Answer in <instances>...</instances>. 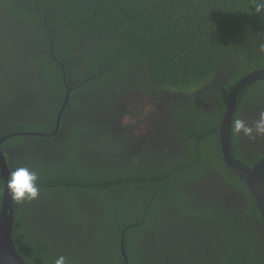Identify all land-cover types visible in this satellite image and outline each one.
<instances>
[{"label": "trees", "instance_id": "1", "mask_svg": "<svg viewBox=\"0 0 264 264\" xmlns=\"http://www.w3.org/2000/svg\"><path fill=\"white\" fill-rule=\"evenodd\" d=\"M263 27L264 11L256 14L253 0H0V84L12 80L9 97L23 90L55 122L66 87L70 88L63 118L73 122L65 126L67 135L59 145L66 159L45 163L46 168L38 159L32 167L24 166L38 173L40 194L56 196L55 204L64 209L75 233L88 225L94 235L93 247L81 252L71 239L53 245L49 235L37 234L26 222L21 211L25 204H18L14 242L24 261L55 264L64 256L67 264H206L205 257L223 255L218 263L249 264L231 238L234 225L225 212L200 213L186 195L175 193L173 182L184 174L195 183L212 169L236 180L224 163L218 130L226 94L251 70L264 68V53L259 51ZM218 69L228 75L223 97L212 113L195 103L183 108L178 129L186 147L171 163L149 168L115 165L112 142L104 136L95 139L101 122H84L92 106L104 107L133 90L150 96L156 90L196 97L193 92ZM253 88L247 86L238 94L237 107L241 95ZM32 112L38 113L34 107ZM16 131L50 135L54 126L35 123ZM25 137L55 140L18 135L3 141L11 171L22 166L11 163L7 150L28 147ZM261 180L264 183V174ZM2 194L3 183L0 199ZM82 199H89L91 210L83 211ZM180 226L210 230L209 252H198L201 263L196 255L192 258L191 247L174 241L173 229Z\"/></svg>", "mask_w": 264, "mask_h": 264}, {"label": "flooded vegetation", "instance_id": "2", "mask_svg": "<svg viewBox=\"0 0 264 264\" xmlns=\"http://www.w3.org/2000/svg\"><path fill=\"white\" fill-rule=\"evenodd\" d=\"M263 31L264 27L261 28V32ZM259 38H262L264 42V35ZM220 71L222 70L218 69L217 74L212 80L193 92L196 97H185L183 94H180L178 97L174 92L156 90H153L150 96L146 95V93L134 92L133 90L125 95L124 99L115 97L113 101L111 100L104 107L97 108L92 106L94 111L89 110V114L84 119V122L90 124L98 121L101 122V124L98 122L99 124L96 126L98 129L95 131V139L104 136L112 142L110 154L115 161V165L118 162L125 165L133 163L136 166H142V168H149L157 163H171L173 159L182 155L181 153L186 147L180 139L182 138L181 131L179 132L178 129V127L182 128L179 119L184 117L180 112H182L183 108L191 106L193 103L201 107L206 113L213 112L218 100L223 97V93L226 90L224 86L226 81L224 80L227 79L228 75L226 76ZM15 76L16 73H14L13 78ZM257 82L246 85L241 89V91H245L247 86L253 85L254 87L250 94H247L245 97L241 95L239 107H237L238 100L236 99L233 124L235 119L239 118L251 125L253 121L259 118V113L264 111V79L259 80V83L256 84ZM1 87L2 85L0 84V139L6 137L13 138L18 135L31 136L29 135L30 133H41L16 131L18 129H26L35 123L40 127L45 125L48 127L54 126V131L51 133L53 135L50 136L55 138L53 142L40 139L44 141L41 144L39 141L24 140L28 147L24 144L10 147L7 151L13 157V162L11 163L17 166L21 165L22 167L28 165L32 167L31 164H34L35 160L38 159L44 163L43 166L46 168L47 165L45 163L49 165L58 164L65 160V148L59 145L65 141L67 135L68 129H65V126L69 128L73 122L72 120H68L66 116L63 118L66 107L63 111V106L61 107L55 122H52L50 119L48 120V115L45 113L47 109H40L37 103L33 104V99L30 96L23 95V90L19 92L18 96L13 98L7 97L2 101L4 92ZM66 89L67 92H70L69 87H66ZM230 91L226 94V98ZM146 98L151 102L153 111L147 118L146 132L141 135H135L133 132L123 129L120 121L122 115L126 112L124 110L125 106L132 107L139 100ZM33 107L38 113L32 112ZM129 111L135 112L133 108ZM56 143L58 146L55 145ZM231 146L233 148V152L231 150L232 155L249 165L256 164L264 158V138L257 137L255 140H249L242 134L237 136L232 130L230 148ZM18 156H21L22 159ZM16 157L18 160L14 159ZM184 176V174H181L173 182L176 187L175 193L186 195V201L192 204L193 208L199 210L200 213L202 210L205 212L209 210L225 212L227 222L229 218L234 225L231 238L234 237L237 240V243H235L236 248L239 243L245 256L247 255L246 259H248L249 264H264V218L258 214L259 210H257L258 208L255 205L256 203L250 189L246 185H243V182L237 177L236 180H229L215 169L207 172L203 178L195 183L194 181L187 180ZM2 183L3 180L0 179V185ZM55 199L56 196L54 194H40L38 199L32 201L31 214L27 213V202H25L21 211L24 213L26 222L35 227L37 234L41 236L49 235L48 239L51 240L53 245H59L61 240L68 243L69 239H71L73 247L80 252L81 249H85L91 245L93 247V229L88 225H86V228L83 224V227L80 226L82 229L79 227L81 229L79 231L81 232L75 233V227L70 226L69 220L67 221L63 215L64 209L62 211V208L55 204ZM88 200L82 199L81 206L85 212L91 210L87 206ZM17 208L18 204H14L15 211H17ZM87 223L92 224L93 221L90 220ZM17 224L19 223L16 222L15 225ZM181 227L173 229L174 241L191 247L190 253L194 252L192 258L196 255V259L201 263L202 259L198 252L205 250L209 252L207 232L210 230L206 228L203 232L201 228L196 229L193 227H186L182 230ZM188 230L189 234H185L186 232L188 233ZM184 234L185 236L182 237ZM169 242L173 241L169 239ZM222 256L219 257L218 255L213 260L210 257H205L204 260L206 264H212V262L213 264H221L218 263V260L220 258L222 260ZM170 263H172V260H170Z\"/></svg>", "mask_w": 264, "mask_h": 264}, {"label": "water", "instance_id": "3", "mask_svg": "<svg viewBox=\"0 0 264 264\" xmlns=\"http://www.w3.org/2000/svg\"><path fill=\"white\" fill-rule=\"evenodd\" d=\"M264 79V68L252 71L243 77L231 89L227 96V106L223 119L218 130L220 135V148L225 165L241 182H243L251 191L257 208L264 218V183L261 176L264 173V158L254 165H249L236 159L230 148V140L232 134L234 108L237 95L246 85ZM69 91L64 99L63 109L66 107L69 100ZM27 135V133H26ZM31 136L50 137L51 135L43 133H30ZM9 137L4 138L5 140ZM4 139H0V179L3 180V194L0 204V264H27L19 254L14 242V226H15V211L14 202L7 189V181L11 172L8 165L7 157L1 148ZM123 256L127 259L123 242L121 244Z\"/></svg>", "mask_w": 264, "mask_h": 264}, {"label": "clouds", "instance_id": "4", "mask_svg": "<svg viewBox=\"0 0 264 264\" xmlns=\"http://www.w3.org/2000/svg\"><path fill=\"white\" fill-rule=\"evenodd\" d=\"M253 7L256 14H261L264 11V0H253ZM259 51L264 53V43L259 45ZM232 130L237 136L242 134L249 140H255L257 137L264 138V111L259 113V118L253 121L251 125L243 119H235ZM38 179V173L28 167H17L11 171L7 181V189L12 201L16 204H23L38 199L40 195ZM55 264H67L65 257H58Z\"/></svg>", "mask_w": 264, "mask_h": 264}, {"label": "rangeland", "instance_id": "5", "mask_svg": "<svg viewBox=\"0 0 264 264\" xmlns=\"http://www.w3.org/2000/svg\"><path fill=\"white\" fill-rule=\"evenodd\" d=\"M8 80L10 81L8 82ZM11 81H12L11 79H7V81L6 79H3L1 82L2 88L4 90V94H3L4 98L2 99V101L5 100L7 97H9L11 94L9 90L12 84ZM131 108H133L135 112L133 111L130 112L129 110ZM124 110H126V112L122 115V118L120 121L123 129L129 130L133 132L135 135H141L142 133L146 132L147 118L153 111V106L151 102H149L147 99H142V100H139L137 103H135V105H133L132 107L125 106ZM25 140L26 141H39L41 144L44 142L43 140H40L38 138H26ZM31 205H32V202H27V206H26L27 213H30V214H31V211H30Z\"/></svg>", "mask_w": 264, "mask_h": 264}]
</instances>
